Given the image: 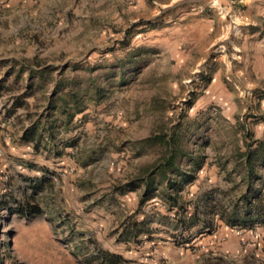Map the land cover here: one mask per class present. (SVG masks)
<instances>
[{
    "label": "rangeland",
    "instance_id": "obj_1",
    "mask_svg": "<svg viewBox=\"0 0 264 264\" xmlns=\"http://www.w3.org/2000/svg\"><path fill=\"white\" fill-rule=\"evenodd\" d=\"M160 1L0 0V264H264V0Z\"/></svg>",
    "mask_w": 264,
    "mask_h": 264
},
{
    "label": "crops",
    "instance_id": "obj_2",
    "mask_svg": "<svg viewBox=\"0 0 264 264\" xmlns=\"http://www.w3.org/2000/svg\"><path fill=\"white\" fill-rule=\"evenodd\" d=\"M162 1V2H161ZM158 2L162 11H172L175 16L180 15L179 20H185L182 24L185 30L181 35L187 38H208L214 31L215 21L221 20L218 9L210 4L208 0H161ZM157 4V2H156ZM227 10V8H225ZM190 39L187 43L192 42ZM194 42V41H193ZM192 42V43H193ZM190 50H186L188 53ZM27 127L24 129L26 130ZM22 146H28L26 141H19ZM235 232L217 231L208 238L207 244L220 251H229L236 248L244 241L242 237ZM145 244V245H144ZM144 247H152L154 254L153 259L148 264H156L158 261L169 264H197L192 261L194 257L190 256L189 250L173 247L170 244L161 243L160 240L150 239L148 243L139 244ZM149 245V246H148ZM138 248V247H137Z\"/></svg>",
    "mask_w": 264,
    "mask_h": 264
},
{
    "label": "trees",
    "instance_id": "obj_3",
    "mask_svg": "<svg viewBox=\"0 0 264 264\" xmlns=\"http://www.w3.org/2000/svg\"><path fill=\"white\" fill-rule=\"evenodd\" d=\"M32 134V131L30 130H27L24 135H23V138L22 140L23 141H26L28 142L29 141V138H30V135ZM173 161V155L170 156L167 160H166V164H169V165H172ZM250 162V159L248 158V163ZM25 209V208H24ZM27 213L28 215L30 216H35V215H38L40 213V210L38 209V207H35V206H28L26 207V209L24 211H20L18 212L19 214H22V213Z\"/></svg>",
    "mask_w": 264,
    "mask_h": 264
},
{
    "label": "built area",
    "instance_id": "obj_4",
    "mask_svg": "<svg viewBox=\"0 0 264 264\" xmlns=\"http://www.w3.org/2000/svg\"><path fill=\"white\" fill-rule=\"evenodd\" d=\"M2 156V152L0 151V157ZM196 248L197 250L200 252V253H203V254H207L208 253V250L206 249V247L204 245H200L199 243L196 245ZM156 264H169L167 262H157Z\"/></svg>",
    "mask_w": 264,
    "mask_h": 264
}]
</instances>
